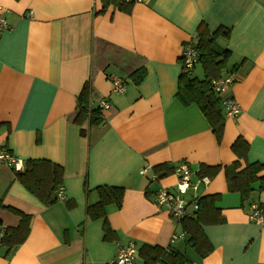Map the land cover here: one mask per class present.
Listing matches in <instances>:
<instances>
[{
	"label": "crops",
	"instance_id": "0c3cea01",
	"mask_svg": "<svg viewBox=\"0 0 264 264\" xmlns=\"http://www.w3.org/2000/svg\"><path fill=\"white\" fill-rule=\"evenodd\" d=\"M0 5L8 24L0 36V147L21 160L15 170L0 162V224L13 228L27 216L23 240L0 245V264H113L118 245L129 241L137 251L142 245L175 249L185 264H264V223L247 214L250 202L264 205V190L256 181L244 195L226 177L233 163L237 171L247 162L264 163V0ZM200 26L229 30L215 41L230 52L221 76L234 74L228 94L239 112L226 116L214 92L223 117L218 137L197 104L176 98L183 44L195 40ZM137 70L142 77L134 81L130 74ZM109 76L124 79L122 92H112ZM87 83L90 106L109 103L98 124L74 120ZM28 159L59 166L55 201L44 203L17 179ZM180 164L192 181L208 178L197 185V202L211 201L188 205L183 216L199 211L194 244L181 218L153 199L162 187L174 189ZM202 165L214 172L199 176ZM100 185L122 187L120 205L97 207ZM127 264L145 263L137 253Z\"/></svg>",
	"mask_w": 264,
	"mask_h": 264
},
{
	"label": "trees",
	"instance_id": "16d2710c",
	"mask_svg": "<svg viewBox=\"0 0 264 264\" xmlns=\"http://www.w3.org/2000/svg\"><path fill=\"white\" fill-rule=\"evenodd\" d=\"M228 28L218 27L213 31H208L206 27H199L195 36L194 42L198 51L197 62L202 67L203 77L190 75L189 70H184L178 78V88L176 98L183 104L195 103L200 108L199 110L205 115L216 136L220 135L222 128L223 117L220 109V99L210 88V82L221 76L226 69V61L228 59L229 50L220 47L215 39L219 34L227 35ZM195 66V65H194ZM235 65H232L229 70H232ZM191 70V69H190ZM142 71L137 70L130 74L134 81H139L142 77ZM79 94L77 102V113L74 118L76 122L87 118L90 124H98L102 121L100 116L99 106L92 107L89 104V85L84 84ZM237 144L234 145L236 147ZM236 163H233L226 170V177L229 186H235L241 190V193L246 195L251 190V184L258 181L259 188L264 190V175L258 173L264 169V163L247 162L245 166L239 171L236 170ZM214 172V168H208L202 165L197 173L199 176ZM17 179L22 183L34 196L38 197L44 203H51L55 201L56 196L54 191L58 188L61 178V170L59 166L50 163L44 159H28L25 161L24 167L16 172ZM99 196L97 207L101 208L104 204L115 202L120 205L123 188L120 186L100 185L96 187ZM211 197H201L198 199V205L208 203ZM251 203V202H250ZM249 203V204H250ZM2 206V204L0 203ZM196 217H183L180 219L183 229L189 233L188 241L194 244L200 238L199 220L200 214L197 211ZM26 220L27 216L21 215V221L16 227L3 228V236L1 244H7L12 247L14 244L23 240L26 235ZM139 255L144 259L145 264H153L156 261H161L164 264H185L189 260L183 253L175 249H164L158 246L142 245L138 249Z\"/></svg>",
	"mask_w": 264,
	"mask_h": 264
},
{
	"label": "built area",
	"instance_id": "2783aa9c",
	"mask_svg": "<svg viewBox=\"0 0 264 264\" xmlns=\"http://www.w3.org/2000/svg\"><path fill=\"white\" fill-rule=\"evenodd\" d=\"M124 3L138 2L140 0H118ZM5 9L0 5V36L5 29L8 28V24L4 15ZM198 51L192 40H187L183 44L181 52V64L184 70H190L197 62ZM111 82V90L115 93H120L124 90V79L117 76H109ZM235 81V76L232 72H226L218 79H214L210 82V88L213 92L221 95V105L226 116L234 117L239 112V107L234 98L228 94L229 87ZM100 109H106L109 107V103L104 99L99 100L98 104ZM0 162L12 167L14 170L19 169L21 166V160L11 155V153L3 147H0ZM146 168L140 170L144 173ZM177 182L173 190L162 187L155 191L153 199L162 206L172 217L180 219L183 216H189L187 207L191 205L194 209L197 205V185L198 183H207V177H201L197 181H192L191 170L186 164L178 165L174 170ZM191 196L187 197L188 193ZM63 191L58 189L57 197L63 198ZM249 219L256 224L264 223V205H259L256 202H251L249 205ZM3 236V228L0 225V243ZM182 236V233L177 237ZM176 236L171 238V242L174 241ZM137 248L133 241H129L124 245H118L117 254L113 258V264H127L134 261L137 256Z\"/></svg>",
	"mask_w": 264,
	"mask_h": 264
},
{
	"label": "rangeland",
	"instance_id": "374dc122",
	"mask_svg": "<svg viewBox=\"0 0 264 264\" xmlns=\"http://www.w3.org/2000/svg\"><path fill=\"white\" fill-rule=\"evenodd\" d=\"M193 74H196L198 76V78H202L203 77L202 69H201V66H200L199 63L196 64V68H195V70H193Z\"/></svg>",
	"mask_w": 264,
	"mask_h": 264
}]
</instances>
